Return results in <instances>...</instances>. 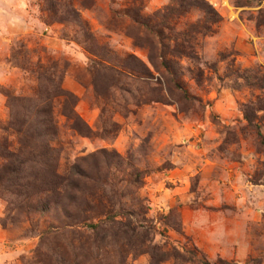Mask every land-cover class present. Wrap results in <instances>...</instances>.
<instances>
[{"label": "rangeland", "instance_id": "rangeland-1", "mask_svg": "<svg viewBox=\"0 0 264 264\" xmlns=\"http://www.w3.org/2000/svg\"><path fill=\"white\" fill-rule=\"evenodd\" d=\"M170 1L0 0V142L12 138L9 104L37 100L43 74L59 78L74 97L53 99L59 171L84 156L94 174L109 172L107 190L127 187L143 200L153 243L190 239L211 263L264 264V143L242 113L264 104V86L253 85L264 76V0H206L221 18L212 33L192 36L194 57L173 49V38L200 13L171 17ZM142 22L164 26L169 48L161 52ZM67 107L87 135L71 128ZM257 116L264 138V110ZM135 170L139 187L127 182ZM32 185L19 192L0 178V264H54L49 251L72 261V250L81 264H120L117 245L86 257L82 227L50 232L66 219ZM124 256L150 264L148 253Z\"/></svg>", "mask_w": 264, "mask_h": 264}, {"label": "trees", "instance_id": "trees-1", "mask_svg": "<svg viewBox=\"0 0 264 264\" xmlns=\"http://www.w3.org/2000/svg\"><path fill=\"white\" fill-rule=\"evenodd\" d=\"M164 10L176 18L184 16L191 10L200 13L196 22L175 34L176 37L173 38L175 40L173 49L178 51L180 48V51H185L189 57L195 56L192 36L212 33L213 25L221 18L206 0H171ZM141 24L154 31L159 39L161 52L169 48L164 40V26L151 28L144 22ZM101 66L103 69H117L106 61ZM117 72L120 74L122 71ZM43 76L51 86L42 83L43 85L38 88L37 100L22 103L20 109L14 110L11 108L12 104H9L11 115L4 130L7 133L11 131L12 138L4 137L0 142V178L7 184L15 186L19 192L23 191L27 184H33L38 193L44 194V199L52 198L60 204L66 223L49 231L73 232L82 227L87 238L83 243L86 241L88 243L85 254L88 258L103 255L107 246L117 245L120 264H125L126 252L135 255L148 253L150 264H162L170 259L183 263L197 261L201 264H218L205 259L190 239L187 241L188 246L183 245L181 248L169 247L166 242L153 243L149 236L152 226L145 218L143 200L127 187L107 190L103 185L106 181L103 177L107 178L109 172L102 175L94 174L93 168L88 169L81 162L85 159L84 156L78 157L66 172L59 171L62 148L57 144L59 127L53 115V99L62 95L65 100L74 103V97L62 90L59 78L56 81L50 74ZM253 85L263 87L264 76L257 78ZM261 110H264V104L260 100H256L254 106L247 104L242 106L244 119L255 128L260 142L264 143L258 123L260 117L257 116V112ZM63 114L71 120L70 126L78 134L89 133L72 107L65 108ZM133 173V177L127 182L133 187H139L142 173L139 170ZM100 178L104 181L100 182ZM175 230L182 234L179 225L175 226ZM49 253L54 264H81L80 254L75 250H72V261L60 251ZM219 264L231 263L221 261Z\"/></svg>", "mask_w": 264, "mask_h": 264}]
</instances>
